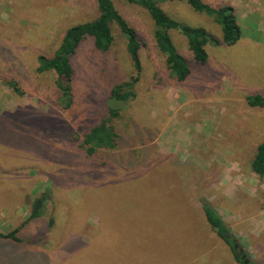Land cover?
I'll return each instance as SVG.
<instances>
[{"label":"rangeland","instance_id":"obj_1","mask_svg":"<svg viewBox=\"0 0 264 264\" xmlns=\"http://www.w3.org/2000/svg\"><path fill=\"white\" fill-rule=\"evenodd\" d=\"M113 1L141 44L138 82L132 84L126 41L115 27L107 53L87 37L72 58L75 98L64 112L55 104L56 75L36 73L37 60L54 55L68 28L94 20L97 1L0 0V127L13 138L0 140V233L23 225L21 243L0 240V264H81L77 253L89 255L91 245L97 264H238L207 223L204 202L247 259L264 264V177L250 168L264 142V107L246 102L264 98V34L242 36L245 26L254 28L252 18L236 44L209 43L206 62L197 63L186 37L169 31L189 70L179 81L158 52L148 13ZM202 1L214 8L235 3ZM252 1L249 9L237 7L239 16L253 7L264 12V0ZM159 6L221 42L212 17L184 2ZM125 84L132 94L112 117L123 144L76 166L80 139L110 116L106 104Z\"/></svg>","mask_w":264,"mask_h":264},{"label":"trees","instance_id":"obj_2","mask_svg":"<svg viewBox=\"0 0 264 264\" xmlns=\"http://www.w3.org/2000/svg\"><path fill=\"white\" fill-rule=\"evenodd\" d=\"M98 16L83 24H77L68 28L60 45L52 57L39 56L37 60L36 73L44 74L52 72L56 75V88L57 96H55L56 106L62 110H69L74 103V76L75 71L72 63V58L78 50L81 43L85 38L90 37L93 41V46L96 51L100 53H107L113 45L114 37L112 35V28L115 27L121 36L126 41V51L131 61L132 67L135 72V76L132 77V84L138 82L141 72L140 61V48L141 44L138 40V35L135 30L128 25L123 17L118 13L114 6L113 0H96ZM123 3L136 5L144 9L154 24V41L158 52L162 55L166 68L169 70L170 75L179 81H183L189 74V70L185 66V59L177 49L175 48L168 32L171 30L177 31L187 39L188 49L192 54V58L197 63H205L207 55L204 47L212 43L214 46H218L220 43L226 46H232L236 44L241 38V30L235 14V9L229 4H221L219 7L214 8L202 0H120ZM184 2L194 12L200 14H206L214 19V21L220 26L222 32V40L219 42L215 40L205 29L201 27H190L182 24L171 17H169L159 6L162 2ZM217 16V18H215ZM7 85L11 87L15 93L21 95L16 84L8 82ZM128 85L117 86L113 90V96L120 99H125L132 94L127 87ZM126 89L124 96L120 97L116 94L119 88ZM116 94V95H115ZM133 96V95H132ZM249 107H264V98L260 95L248 96L246 99ZM109 117L103 119L98 125L90 128L83 134V138L79 142V150L82 155L77 159L75 165H81L86 162V165L90 160H94L98 151L109 150L112 151L123 144V138L118 135L116 128L112 123V117L117 115V111L108 110ZM7 128V129H6ZM0 127V140L13 139L6 125ZM1 143V142H0ZM120 143V144H119ZM84 157V158H83ZM83 159V160H82ZM87 168L83 166V170L75 174L82 175V172ZM251 171L258 177H264V142L257 145L255 153L250 162ZM66 177L70 178L71 168L68 170ZM72 176V177H73ZM202 211L204 213L207 223L210 225L216 235L222 239L226 245L230 248L235 261L238 264H243L244 259H247L246 255L240 252V246L233 239L229 229L225 226L220 216L215 210L208 204H202ZM38 215L31 214V218H37ZM20 227L6 233L0 234V240L12 241L13 243H21V240L16 236ZM66 241H69L67 239ZM92 246V245H91ZM88 246L87 251H90L89 255H83L80 251L76 256H79L81 264H97L94 260V248ZM236 246V248H234ZM240 252V253H239ZM244 255V256H243ZM243 257V258H242ZM67 259L71 257L68 255ZM248 260V259H247ZM52 264H59V260H53ZM248 264H253L248 260Z\"/></svg>","mask_w":264,"mask_h":264},{"label":"crops","instance_id":"obj_3","mask_svg":"<svg viewBox=\"0 0 264 264\" xmlns=\"http://www.w3.org/2000/svg\"><path fill=\"white\" fill-rule=\"evenodd\" d=\"M229 4V3H228ZM254 2L252 0H235V3L232 2L231 5L232 7H234L235 9V14H236V17H237V21L238 23H240L241 27V32L243 31L244 29V23L248 24L250 23V19H254L255 20V23H254V28L252 29H249L247 30L246 26H245V29H246V32H242V36L244 35L245 37L247 36H252V34L255 32V33H263L264 34V12H260V13H257V11H255L254 7L252 8L253 9V12L252 13H247L246 15H243L242 16H239L238 15V11H237V7H240L242 9H249L248 5H253ZM247 12V11H246ZM239 17V18H238ZM243 26V27H242ZM241 36V37H242ZM241 39V38H240ZM2 222H1V216H0V226H1ZM228 228V227H227ZM229 229V228H228ZM230 231V230H229ZM231 232V231H230ZM0 234H6V233H0ZM232 235V234H231ZM218 237V236H217ZM233 237V236H232ZM219 238V237H218ZM234 239V238H233ZM236 241V240H235ZM237 242V241H236ZM238 244V242H237ZM239 245V244H238ZM240 246V245H239ZM242 249L243 247L240 246ZM263 251L262 253L264 254V243L262 244V248H261ZM230 256H231V262H236L235 259H234V256L232 254V252L230 251Z\"/></svg>","mask_w":264,"mask_h":264},{"label":"water","instance_id":"obj_4","mask_svg":"<svg viewBox=\"0 0 264 264\" xmlns=\"http://www.w3.org/2000/svg\"><path fill=\"white\" fill-rule=\"evenodd\" d=\"M217 18V16H216ZM126 104V100L125 99H120L117 98L116 96H112L110 97V99L108 100L106 107L111 110V111H118L119 109H121L124 105ZM47 198L44 197L43 199H40L39 201L36 202L34 210H33V215H36L37 210L40 208L42 201ZM49 225H51V221H49ZM234 248H236V246H234ZM240 251H242V248L240 247ZM243 258V257H242ZM243 264H248V260L244 259Z\"/></svg>","mask_w":264,"mask_h":264},{"label":"flooded vegetation","instance_id":"obj_5","mask_svg":"<svg viewBox=\"0 0 264 264\" xmlns=\"http://www.w3.org/2000/svg\"><path fill=\"white\" fill-rule=\"evenodd\" d=\"M240 252L242 253V251H240ZM240 252H239V253H240ZM243 256H244V255H243Z\"/></svg>","mask_w":264,"mask_h":264}]
</instances>
